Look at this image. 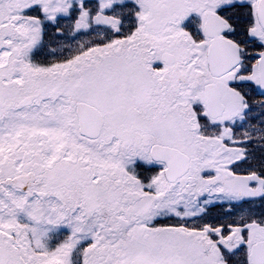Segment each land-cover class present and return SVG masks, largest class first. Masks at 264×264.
Listing matches in <instances>:
<instances>
[{
  "label": "snow or ice",
  "instance_id": "6c2138e0",
  "mask_svg": "<svg viewBox=\"0 0 264 264\" xmlns=\"http://www.w3.org/2000/svg\"><path fill=\"white\" fill-rule=\"evenodd\" d=\"M0 264H264V0H0Z\"/></svg>",
  "mask_w": 264,
  "mask_h": 264
}]
</instances>
